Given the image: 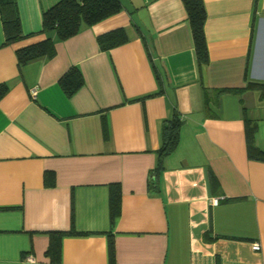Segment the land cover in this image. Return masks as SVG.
<instances>
[{
	"label": "crops",
	"instance_id": "0c3cea01",
	"mask_svg": "<svg viewBox=\"0 0 264 264\" xmlns=\"http://www.w3.org/2000/svg\"><path fill=\"white\" fill-rule=\"evenodd\" d=\"M56 1L16 0L13 43L0 18V264H109V235L114 264H264V160L248 156L245 131L264 152V0H203L199 67L182 0H120L19 66ZM118 28L126 42L102 50L97 36ZM72 68L82 84L68 96ZM172 108L179 140L153 173Z\"/></svg>",
	"mask_w": 264,
	"mask_h": 264
},
{
	"label": "trees",
	"instance_id": "16d2710c",
	"mask_svg": "<svg viewBox=\"0 0 264 264\" xmlns=\"http://www.w3.org/2000/svg\"><path fill=\"white\" fill-rule=\"evenodd\" d=\"M188 23L191 29L193 48L197 66L208 62V47L204 32L206 9L203 0H182ZM122 10L120 0H57L53 5L41 12V31L46 38L36 44H32L16 50L17 63L20 66L30 60L55 55V42L63 40L78 32L82 25H93L103 19ZM0 18L5 36V43H13L24 37L22 32L20 15L16 0H0ZM127 37L123 29H113L97 36V42L102 50H108L114 46L126 42ZM157 76V74H156ZM158 77V76H157ZM61 87L68 96L82 84V75L77 68L70 69L59 81ZM6 90V86H0V97ZM160 89L156 93H160ZM184 120L176 108H172L170 115L162 120L160 131V146L156 150L157 162L153 173H157L163 167L164 158L173 151L179 140L180 127ZM246 138L248 140V156L264 160V152L259 151L251 143V134L254 128L246 125ZM152 188L155 182H148ZM120 212V187L112 184L110 187V222ZM75 233V232H73ZM48 251H53V260L58 259L56 246H51ZM109 264H114V241L108 237Z\"/></svg>",
	"mask_w": 264,
	"mask_h": 264
},
{
	"label": "built area",
	"instance_id": "2783aa9c",
	"mask_svg": "<svg viewBox=\"0 0 264 264\" xmlns=\"http://www.w3.org/2000/svg\"><path fill=\"white\" fill-rule=\"evenodd\" d=\"M35 92H36L35 89H32V90H31V94H32V95H34ZM218 200H219L218 198H214V199L212 200V203L215 205V204L218 203ZM252 247H253L254 250H259V249H260V245H259V243H257V242H255V243L253 244ZM26 259L29 260V261H33V260H34V258H33L32 256H27Z\"/></svg>",
	"mask_w": 264,
	"mask_h": 264
}]
</instances>
